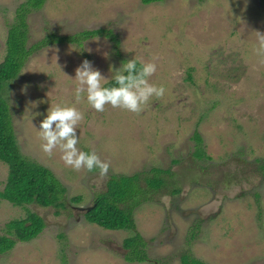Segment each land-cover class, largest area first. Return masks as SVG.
Segmentation results:
<instances>
[{
  "label": "rangeland",
  "instance_id": "obj_1",
  "mask_svg": "<svg viewBox=\"0 0 264 264\" xmlns=\"http://www.w3.org/2000/svg\"><path fill=\"white\" fill-rule=\"evenodd\" d=\"M24 1L0 0V62ZM27 22L29 43L49 32L99 28L112 29L119 43L95 36L82 46L50 44L6 87L22 156L49 168L69 197L83 199L60 213L27 205L45 226L0 255V264H181L183 254L207 264H264V0H46ZM134 57L157 64L150 82L166 87L162 98L138 114L110 105L97 112L86 99L76 101L75 70L84 59L110 79V66ZM59 101L84 113L78 148L109 162L107 175L74 170L59 148L51 156L43 151L40 121ZM195 132L209 159L194 156ZM152 168L168 170L164 184L133 211L148 259L129 262L123 241L132 232L89 223L76 207L92 205L110 176ZM7 174L0 161V190ZM25 216V208L0 201V235L5 223Z\"/></svg>",
  "mask_w": 264,
  "mask_h": 264
},
{
  "label": "trees",
  "instance_id": "obj_2",
  "mask_svg": "<svg viewBox=\"0 0 264 264\" xmlns=\"http://www.w3.org/2000/svg\"><path fill=\"white\" fill-rule=\"evenodd\" d=\"M162 0H141L143 4ZM46 0H25L15 10L14 21L8 26L5 41V55L0 62V161L8 168L6 183L0 190V201L5 200L14 206L26 209V216L13 218L4 225L0 235V255L9 252L18 242H28L36 238L45 223L36 212L27 208L34 204L52 207L60 213L73 204H80L82 195L69 197L67 188L46 166L22 156L17 145L11 109L4 97L6 87L22 72L29 58L50 44L70 42L82 46V42L104 36L118 45L119 41L112 29L99 28L83 30L73 35L47 33L40 40L29 43L28 15L40 9ZM139 66V65H138ZM114 81L110 80V86ZM196 158L209 159L204 150L203 139L198 132L193 136ZM168 170L152 168L149 173H136L130 176L112 175L107 180L106 191L97 194L90 209L84 212L85 219L107 230H128L132 235L125 238L123 248L129 262H145L148 259L145 239L136 231L134 208L141 205L149 192L159 190L163 174ZM144 182V184H142ZM145 185V186H144ZM198 227V226H197ZM181 264H207L190 254L180 257Z\"/></svg>",
  "mask_w": 264,
  "mask_h": 264
},
{
  "label": "clouds",
  "instance_id": "obj_3",
  "mask_svg": "<svg viewBox=\"0 0 264 264\" xmlns=\"http://www.w3.org/2000/svg\"><path fill=\"white\" fill-rule=\"evenodd\" d=\"M261 42L264 44V34L261 35ZM110 71L112 76L109 79L94 68L89 60L84 59L75 70L76 101L86 99V103L97 112H104L106 106L110 105L138 114L153 97L162 98L167 91L163 84L150 82L157 71V64L153 61L145 62L134 57L119 68L110 66ZM109 80L114 81V84L106 86ZM83 119L84 113L74 104L59 101L50 106L47 115L40 121L41 147L49 156L59 148L61 159L76 171L86 169L92 172L98 169L101 176L107 175L109 162L102 160L94 150L83 151L78 148L77 129Z\"/></svg>",
  "mask_w": 264,
  "mask_h": 264
},
{
  "label": "water",
  "instance_id": "obj_4",
  "mask_svg": "<svg viewBox=\"0 0 264 264\" xmlns=\"http://www.w3.org/2000/svg\"><path fill=\"white\" fill-rule=\"evenodd\" d=\"M91 207L90 206H88V207H81V206H78V207H76V209H78V210H82V211H88L89 209H90Z\"/></svg>",
  "mask_w": 264,
  "mask_h": 264
}]
</instances>
